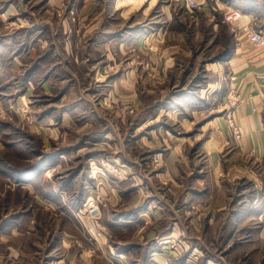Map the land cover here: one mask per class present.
<instances>
[{
    "label": "crops",
    "instance_id": "0c3cea01",
    "mask_svg": "<svg viewBox=\"0 0 264 264\" xmlns=\"http://www.w3.org/2000/svg\"><path fill=\"white\" fill-rule=\"evenodd\" d=\"M157 2H45L82 10L80 32L40 25L25 0H0V264H264V111L237 107L239 142L223 114L230 87L255 103L264 89V57L242 30L264 28V0L198 10L170 0L138 20ZM228 6L241 9V31L226 24L216 59L186 66L182 21L218 28ZM97 95L132 100L136 113H113ZM106 155L125 178L99 165ZM89 196L105 204L98 257L74 243Z\"/></svg>",
    "mask_w": 264,
    "mask_h": 264
},
{
    "label": "rangeland",
    "instance_id": "374dc122",
    "mask_svg": "<svg viewBox=\"0 0 264 264\" xmlns=\"http://www.w3.org/2000/svg\"><path fill=\"white\" fill-rule=\"evenodd\" d=\"M25 1L27 2L28 6L33 10L35 16L40 21V25L46 24L47 22L50 21L54 26H57L59 24H62L64 21H67L71 26H76L77 30H80V32H83L88 26V20H87V17L85 16V14L83 13V11L82 10L79 11L77 8H75L72 5L68 4V5L62 6L61 8L59 7L56 9H54V7H50V5H49V8L44 9L45 2H46V6L48 7L47 2L50 0H25ZM169 1L170 0H158V2L154 5L153 9H151L149 16L144 15L142 17L140 15V18H138V20H142L144 17L147 20L152 19L154 14H157V10L160 8V6L169 4ZM2 4H4V3H2ZM175 8L178 12L179 6H175ZM141 11H138V12L141 14ZM217 18L219 20L221 19L219 16ZM182 22L185 24V26L190 27L189 30L187 31V34H186V37L188 39H190V44H188V41L186 40L187 47L184 48L186 56L183 58V61L186 63V66H188V64H190V62H193L194 58L197 55H200V58L203 60L207 59V58L208 59H211V58L216 59L214 56L218 53V50L221 47V43L218 45L217 39H219V37L221 36L222 38L225 37V40H227V37L225 35L226 34V23L225 24L220 23L219 24L220 27L214 28L213 24L210 21L209 22L200 21L197 25L195 24V21H192L191 23H188L187 21H182ZM221 26L223 27V30H221ZM188 45H190V46H188ZM150 48L153 49L152 46L149 47V50H151ZM151 63L152 62L149 59L143 61V63H142V66H144L143 71L150 70ZM193 65L194 64H192L191 67ZM112 70H114V69H112ZM195 72L198 73L199 71L195 70ZM157 81L158 80H155L154 82H157ZM94 99L102 107L109 109L113 113L119 112L124 116H126V115L127 116H133L136 113L137 107L135 106V104L132 100H128L127 102H123L121 100L119 101L118 98H114V96H111V95H106V96L97 95ZM27 121L30 122L29 120H27ZM155 156L157 157L158 160H156V158L153 160L154 155H152L150 162L154 166H157L160 163V158L157 154H155ZM70 158H72V157H70ZM70 158H69V160H70ZM102 158H108V159H110L111 162H113V160H114V158L109 156V155L102 156L101 158H99V160ZM67 160H68V158H67ZM98 162H99V165L101 166L100 161H98ZM108 164H110V163H108ZM111 166H112V164H111ZM101 167H104V166H101ZM112 168H113V166H112ZM112 170H113V174L115 176L114 168ZM116 178H118V177H116ZM122 178H125V176H122ZM122 178H118V179H122ZM5 183H6L7 188L15 189L14 182L6 181ZM98 203H99V209L101 211V215H100V218L98 220V223H99V229L101 230V234H102L103 226H102V222H101V216H102V210H103L105 204H103L100 200H98ZM82 207H83V204H80L79 208L75 212L76 214L79 215V218H80L79 234L81 235V237L77 238L76 242L74 240V243L76 244V246L78 248H80V250H82V252H84V254H87V255L93 256V257H98L99 252H100V247L98 244L95 243L94 240L89 239V234L92 232V229L97 227V226H95L92 219H90L86 216H83V213H81ZM83 217L88 221V224H89L88 227L89 228H87V226H85V224L82 220ZM92 243L95 246H97V248L91 247L93 245ZM171 244H173V243H171ZM174 246H175V244H174ZM174 248H176V247H174ZM189 264H195V263L189 262Z\"/></svg>",
    "mask_w": 264,
    "mask_h": 264
},
{
    "label": "built area",
    "instance_id": "2783aa9c",
    "mask_svg": "<svg viewBox=\"0 0 264 264\" xmlns=\"http://www.w3.org/2000/svg\"><path fill=\"white\" fill-rule=\"evenodd\" d=\"M183 4L189 10H198L203 7H209L210 9H220L222 0H183ZM221 16L222 20L228 24L230 31L237 35L239 31L238 23L240 22L243 13L241 9L238 7L228 6L224 9H221ZM251 42V44L262 54L264 57V28L260 27L255 20H251L244 24L242 29ZM238 44V40L236 42ZM234 76H231V80L234 79ZM250 103L252 106V111L256 112L258 109L264 111V89L259 94V100L257 103L253 100L252 94H247L243 92L242 89L232 88L230 87L223 102V114L226 120V125L228 127L229 133L231 134L234 141L239 142L242 138V129L241 126L236 118V109L242 103ZM28 112L27 108H23V113L26 114ZM1 116V113H0ZM25 119L31 121L28 115L25 116ZM157 157L154 155L153 160ZM69 160V158H68ZM155 160V161H156ZM101 166H106V163L112 164L114 168L115 176L118 178H122V176H127L128 170L125 166L120 165L115 160L113 162L110 161L108 158H102L99 160ZM57 168L59 165L56 166ZM98 198L94 196H89L82 207L83 216H86L93 220L95 228L92 229V232L89 234V239L94 240L97 244V237L101 235V230L99 229L98 220L101 215V211L99 209ZM93 244V243H92ZM91 247L97 248L94 244ZM171 247L174 248V244H171Z\"/></svg>",
    "mask_w": 264,
    "mask_h": 264
}]
</instances>
